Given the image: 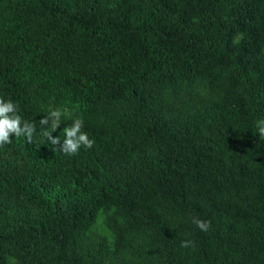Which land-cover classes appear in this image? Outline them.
Wrapping results in <instances>:
<instances>
[{
    "label": "trees",
    "instance_id": "16d2710c",
    "mask_svg": "<svg viewBox=\"0 0 264 264\" xmlns=\"http://www.w3.org/2000/svg\"><path fill=\"white\" fill-rule=\"evenodd\" d=\"M0 97V264H264V0H0Z\"/></svg>",
    "mask_w": 264,
    "mask_h": 264
},
{
    "label": "clouds",
    "instance_id": "9594fccd",
    "mask_svg": "<svg viewBox=\"0 0 264 264\" xmlns=\"http://www.w3.org/2000/svg\"><path fill=\"white\" fill-rule=\"evenodd\" d=\"M68 118L66 109L55 108L50 109L47 115L39 120V126L46 129L45 135L50 144L69 156L76 155L81 148H93L95 140L84 130L85 121L80 117L73 118L71 124L63 128V140L59 136L53 137L52 133ZM256 127L258 135L264 138V120L257 121ZM35 132L36 125L22 119L18 105L11 99L5 100L0 97V146L10 144L13 136L25 137L27 142L31 143ZM192 223L201 231H207L211 226L210 221L199 217H193ZM180 247L194 248L195 244L192 240H182Z\"/></svg>",
    "mask_w": 264,
    "mask_h": 264
}]
</instances>
